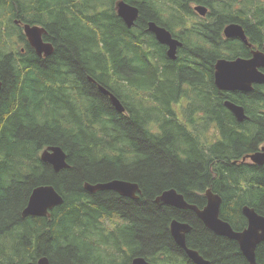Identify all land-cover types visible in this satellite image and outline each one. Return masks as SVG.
I'll return each mask as SVG.
<instances>
[{
	"label": "trees",
	"instance_id": "trees-1",
	"mask_svg": "<svg viewBox=\"0 0 264 264\" xmlns=\"http://www.w3.org/2000/svg\"><path fill=\"white\" fill-rule=\"evenodd\" d=\"M117 1L0 0V264H38L41 256L48 264H131L136 256L193 264L172 241V219L192 225L186 241L208 264H248L234 240L155 196L174 188L201 206L209 188L236 231L246 226L244 205L264 215V163L241 160L264 144V84L223 91L213 81L218 58L250 56L246 43L223 35L226 24H240L248 43L264 52V3L123 0L138 8L127 26ZM195 4L208 8L205 18ZM150 21L184 42L177 61L165 56ZM23 23L43 28L51 54L34 51ZM178 98L197 103L188 107L189 115L200 110L194 132L178 122ZM225 100L240 104L247 118L237 121ZM48 145L65 151L67 168L54 171L40 159ZM112 178L136 183L139 198L84 188ZM41 184L53 185L62 203L48 215L23 216ZM255 259L264 264V240Z\"/></svg>",
	"mask_w": 264,
	"mask_h": 264
},
{
	"label": "water",
	"instance_id": "water-1",
	"mask_svg": "<svg viewBox=\"0 0 264 264\" xmlns=\"http://www.w3.org/2000/svg\"><path fill=\"white\" fill-rule=\"evenodd\" d=\"M116 11L123 19L127 26H131L138 16V8L123 0L116 2ZM194 10L204 15L208 10L206 6L197 4ZM148 30L152 32L155 39L163 45H167V56L171 59L175 58V51L181 45V41L165 27L156 24L154 21L148 22ZM22 31L25 34L29 44L34 48L38 55L47 56L53 52L51 43L43 41V28L38 25L23 23ZM223 34L226 38L236 37L250 45L246 39L242 26L238 23H228L223 28ZM264 68V53L260 50L252 51L251 57H236L233 59L219 58L214 64L213 80L216 87L223 91L241 90L246 91L252 89L255 83L264 84V73L259 69ZM99 90L109 95L110 101L118 111H123V107L115 95L102 86H98ZM1 88V84H0ZM225 106L235 116L237 121H242L246 117L244 109L230 100L224 101ZM42 161L49 163L54 171L67 168V155L59 145H48L43 148L39 154ZM249 158L253 163H264V145L260 150L249 154ZM84 188L90 192L96 190L110 189L121 195L135 197L138 187L134 182H128L121 179H112L105 182L84 184ZM207 202L202 209L193 204L187 203L181 194L176 193L174 189L162 191L157 196L158 203L169 204L180 208L193 209L204 225L212 230L215 234L223 235L237 242L240 252L247 260L248 264H256L255 248L259 242L264 240V216L257 213L253 208L244 205L241 209L242 214L246 218V226L240 230H233L227 221L219 219V206L221 198L207 189ZM62 196L51 184H41L35 186L28 197L27 203L22 209V215L45 216L49 214V210L54 206L61 204ZM190 225L187 223L172 220L170 225V233L175 242L186 249L185 233L189 231ZM190 259L196 264H208L195 250L186 249ZM38 264H48L46 256H41L37 260ZM131 264H152L144 257L136 256L132 258Z\"/></svg>",
	"mask_w": 264,
	"mask_h": 264
},
{
	"label": "flooded vegetation",
	"instance_id": "flooded-vegetation-1",
	"mask_svg": "<svg viewBox=\"0 0 264 264\" xmlns=\"http://www.w3.org/2000/svg\"><path fill=\"white\" fill-rule=\"evenodd\" d=\"M263 3V2H262ZM195 13H197L196 11H194ZM198 14V13H197ZM206 14V13H205ZM205 14L204 15H200V14H198L200 17H202V18H205ZM195 17H197V15L195 14ZM234 38H236V37H234ZM178 39V38H177ZM159 43V45L161 46V49L164 51V53H165V56L168 58V59H170V60H173V61H177V59H178V53H179V51L181 50L180 48L182 47V44L184 43V42H181V45L180 46H178L177 48H176V51H175V58L174 59H171V58H169L168 56H167V45L165 46V45H163V44H161L160 42H158ZM249 46V50H250V56H248V57H251V55H252V51H254V50H260V49H258V48H256L254 45H248ZM163 47V48H162ZM264 53V52H263ZM188 58L187 59H189V61L191 60V62H187L189 65L188 66H190V64H192L194 61L193 60H195V58H196V55H190V56H187ZM248 57H243V58H248ZM236 58V57H235ZM219 59V58H218ZM233 59V58H232ZM216 62V61H215ZM187 63H186V65H185V68H186V66H187ZM198 63H199V61H198ZM176 64H178V63H176ZM215 64V63H214ZM214 67V66H213ZM263 73H264V68H259ZM213 73H214V68H213ZM214 79V78H213ZM214 81V80H213ZM215 84V83H214ZM216 86V85H215ZM98 90H99V87H98ZM188 91L190 90V89H187ZM100 91V90H99ZM103 95H104V97L106 96L108 99H109V101H110V98H109V95H107V94H104V93H102ZM175 105L176 106H178L179 108H181V109H183V112H180V117L178 118V122H180V123H182V124H184L185 126H186V130L187 131H191V132H194V129H195V127L196 126H201V123L199 122V116H200V110H199V108H198V113H196L194 110H192V113H191V115H189L190 114V109L188 108V107H190V106H193V105H197V103L196 104H194V103H191V102H188V100H185V99H183V98H178V100H177V102L175 103ZM121 113H122V115L124 116V117H128L129 115H128V113H127V111L125 110V109H123V111H120ZM215 131V130H214ZM264 144H262V145H260V146H258V148L255 150V151H258V150H260L261 149V147L263 146ZM255 151H253V152H255ZM253 152H248V153H246L242 158H241V160H249V161H251V159L249 158V154H251V153H253ZM252 162V161H251ZM253 163V162H252ZM257 164V163H256ZM263 164V163H262ZM112 179H121V178H112ZM112 179H109V180H112ZM109 180H107V181H109ZM121 180H124V181H128V182H133V181H129V180H125V179H121ZM103 182H105V181H103ZM97 183V182H96ZM92 184V183H91ZM137 187H138V189H137V191L135 192V197H131V196H127V197H130V198H139L138 197V195L141 193V191H140V188H139V186L137 185ZM167 189H174V188H167ZM167 189H165V190H167ZM207 189H209V188H207ZM206 189V190H207ZM104 190H110V189H104ZM175 190V189H174ZM206 190L204 191V193L202 194L203 196H204V199H205V202H204V204L203 205H198V204H195L194 202H189V201H187L186 200V198L183 196V194H181V193H179L178 191H176V193H178V194H181L182 195V197H183V199L187 202V203H189V204H193V205H195V206H197L199 209H202L204 206H205V204H206V202H207V198H206V194H205V192H206ZM96 191H100V190H96ZM96 191H94V192H96ZM111 191H114V190H111ZM164 191V190H163ZM211 191V190H210ZM88 192H90V191H88ZM115 192V191H114ZM212 192V191H211ZM118 193V192H117ZM162 193V191L158 194V195H160ZM213 193H215V192H213ZM215 194H217V193H215ZM121 195V194H120ZM158 195H156L155 196V202L157 203V201H156V198H157V196ZM122 196H126V195H122ZM157 204H159V203H157ZM162 205V204H161ZM165 205H168V204H165ZM220 205H221V202H220ZM168 206H172V205H168ZM172 207H174V208H176V209H178V210H190L191 212H193V214L194 215H196L197 216V214H196V212L193 210V209H190V208H180V207H175V206H172ZM258 213V212H257ZM260 215H262V214H260ZM264 216V215H263ZM198 217V216H197ZM199 218V217H198ZM200 219V218H199ZM219 219H221V220H223L222 219V216H221V214H220V206H219ZM172 220H176V219H172ZM201 220V219H200ZM176 221H178V220H176ZM178 222H182V223H187V224H189L188 222H185V221H178ZM204 224V223H203ZM190 225V229H189V231L192 229V225L191 224H189ZM189 231H187L186 233H185V242H186V249H188V250H195L197 253H198V255H200L203 259H205L204 257H203V255L197 250V249H195L194 247H192L191 245H190V243L188 242L187 243V241H186V237H187V233L189 232ZM169 234H170V236H171V238L173 239V237H172V235H171V233H170V231H169ZM225 237V236H224ZM172 241H174L175 242V240L173 239ZM263 241V240H262ZM176 243V242H175ZM177 244V243H176ZM259 244V243H258ZM258 244H257V246H258ZM238 245V244H237ZM256 246V247H257ZM182 248V247H181ZM239 248V247H238ZM186 249H181L182 251H183V253H184V255H185V257L187 258V259H189L193 264H196V263H194L191 259H190V257L188 256V254H187V251H186ZM256 250V249H255ZM206 260V259H205ZM208 261V263H209V260H207Z\"/></svg>",
	"mask_w": 264,
	"mask_h": 264
},
{
	"label": "rangeland",
	"instance_id": "rangeland-1",
	"mask_svg": "<svg viewBox=\"0 0 264 264\" xmlns=\"http://www.w3.org/2000/svg\"><path fill=\"white\" fill-rule=\"evenodd\" d=\"M260 1H262L263 3H264V0H260ZM236 5L238 6V4L236 3ZM194 7H195V5L192 7V9L194 10ZM195 11V10H194ZM44 41V40H43ZM46 42V41H45ZM50 43V42H49ZM34 49V48H33ZM35 51V50H34ZM40 56V55H39ZM183 146V145H182ZM228 238V237H227ZM229 239V238H228ZM230 240H233V239H230Z\"/></svg>",
	"mask_w": 264,
	"mask_h": 264
},
{
	"label": "bare ground",
	"instance_id": "bare-ground-1",
	"mask_svg": "<svg viewBox=\"0 0 264 264\" xmlns=\"http://www.w3.org/2000/svg\"><path fill=\"white\" fill-rule=\"evenodd\" d=\"M232 102V101H231ZM233 103H235V102H233ZM235 104H237V103H235ZM237 105H239V106H241L240 104H237ZM224 106H225V104H224ZM226 107V106H225ZM227 108V107H226ZM228 109V108H227ZM240 122V121H239ZM171 222H172V220L170 221V223H169V231H170V225H171ZM257 264V263H256Z\"/></svg>",
	"mask_w": 264,
	"mask_h": 264
},
{
	"label": "clouds",
	"instance_id": "clouds-1",
	"mask_svg": "<svg viewBox=\"0 0 264 264\" xmlns=\"http://www.w3.org/2000/svg\"><path fill=\"white\" fill-rule=\"evenodd\" d=\"M208 9V8H207ZM208 11V10H207ZM111 93V92H110ZM158 203V202H157ZM159 204H163V203H159ZM169 205V204H168ZM231 226V225H230ZM232 228V227H231ZM233 229V228H232ZM234 230V229H233ZM218 235V234H217ZM223 236V235H221ZM235 241V240H234ZM236 242V241H235ZM237 243V242H236ZM239 247V246H238ZM256 249V248H255ZM240 250V249H239ZM245 258V257H244Z\"/></svg>",
	"mask_w": 264,
	"mask_h": 264
}]
</instances>
